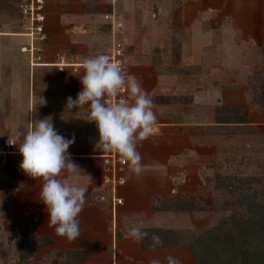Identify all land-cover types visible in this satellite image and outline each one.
<instances>
[{
	"label": "crops",
	"instance_id": "0c3cea01",
	"mask_svg": "<svg viewBox=\"0 0 264 264\" xmlns=\"http://www.w3.org/2000/svg\"><path fill=\"white\" fill-rule=\"evenodd\" d=\"M131 2H136L143 19L150 9L145 8L143 0L142 3L140 0ZM154 7L159 19L144 23L143 27L148 28L153 42L161 43L158 47L161 59L179 60L171 66L160 67V74L151 88L157 123L150 138L161 139L163 151L147 154L146 157L154 158L147 159L137 149L141 156V173L133 174L128 164L124 173L125 181L130 183L125 192L130 196L126 201L128 207L126 205L125 209L122 194H117L123 203L112 209L111 194L102 183L100 167V175L97 172L95 154L98 150L95 149L98 140L95 139L99 133L96 124L83 119L86 108L78 112L65 109L67 97L75 98L82 89L83 60L91 56H81L74 61L82 64L76 73H61L50 65H33L32 62L54 58L57 47H52L51 42L22 35L17 0H0V145L6 138L14 141L10 148L13 151L0 157V170L4 183L13 186L11 200L15 195L18 198L32 195L35 188L28 185L23 191L22 183L43 184L42 179H32L20 169L22 156L18 147L31 129V121L49 117L60 135L74 139L68 152L78 168L75 172L65 170L60 178L85 187L87 204L101 201L107 208L103 211L85 203L78 217L105 214L106 228L111 232L109 244L114 264H150L153 259L167 264L169 256L181 264L193 262L184 247L164 245L167 240L163 237L160 238L162 245L155 249L150 247L155 230L168 229L166 227H172V223L185 224L186 217L177 219L179 213L173 210L149 212L137 206L145 204L141 192H148L147 189L139 191L140 183L149 184V196L157 199L163 198V192L168 191L161 192L160 183H173L177 173L176 179L183 176L181 183L203 182L200 172L205 165L217 171L222 164L236 162L246 163L253 170L259 167L264 170V100L260 99L264 88V57H261L264 0H181L179 3L159 0ZM89 21L86 14L78 15L69 9L60 12L57 22L68 33V44H75L83 35H74L71 29L80 25L88 27ZM119 32L120 29V35ZM107 37L111 39L110 30ZM105 47L106 44L98 54H102ZM126 55L125 46V65ZM99 177L101 183L94 184ZM152 183H157L159 188L153 189L155 184L150 185ZM178 187L174 193L181 189ZM129 202L137 204L136 207ZM135 222L146 223L148 226L143 231L150 236L139 242L126 238V225ZM90 233L94 236L92 240L100 235ZM118 234L120 239H116ZM108 239L102 236L99 245Z\"/></svg>",
	"mask_w": 264,
	"mask_h": 264
},
{
	"label": "rangeland",
	"instance_id": "374dc122",
	"mask_svg": "<svg viewBox=\"0 0 264 264\" xmlns=\"http://www.w3.org/2000/svg\"><path fill=\"white\" fill-rule=\"evenodd\" d=\"M131 1L45 0L44 25L40 32L33 31L32 36L34 38L43 33L44 38L39 39V41L45 40V42H51L52 47H57L54 49V58L46 59L48 60L47 62L58 61L57 54L65 55L69 61H78L81 56L92 57L98 55V52H102V48L110 41L107 33L111 28L112 22L121 23L122 25L119 28L120 35L118 37L126 46V72L134 75L141 83L143 89L152 97L151 88L154 85L156 76L160 74V67L162 68L164 64L171 66L179 60L161 59V53L158 49L161 43L153 42L147 33L148 28L143 27L145 26L144 23L159 19L158 10L154 7L155 4H158L159 0H155L156 2L154 0H143L145 8L150 9L143 16V19L140 17L136 2L133 3ZM180 1L174 0L176 3ZM68 3L73 6L68 5ZM69 9L75 11L78 15L86 14L90 18V25L88 27L79 26L77 22L76 25L79 27L71 29L74 35H83V37H78V42L75 44H68V33L65 28L58 26L57 22L60 12H67ZM155 13L157 14L155 15ZM175 13L178 14V10ZM20 19L22 23L25 22L22 20V17ZM23 32H25L24 28ZM90 38L92 41H90ZM154 51L158 54H155ZM262 56L264 57V49L261 54ZM68 71V73H76L72 72L71 69H68ZM96 140H99L98 135ZM137 149L141 154L143 153V157L154 159L153 157H146V155L163 151V143L161 139L150 138L140 142L137 145ZM95 150L99 152L100 149L96 148ZM97 159V172L100 175V171H98L100 159ZM242 161L244 160L242 159ZM235 163L222 164L220 170L217 171L205 165L203 171L200 172L203 175V182L201 183H181L180 181L183 180V176L181 175L182 179H176L177 173L173 176V183H160L162 185L160 188L161 192L165 189L168 190L165 193L163 192L165 195L163 198L151 199V196H149L151 194L149 184L140 183L137 186L140 188L139 191L148 190L147 193L141 192L144 195V197H141L144 198L145 204L137 205L129 203L133 207H136V205L142 206L141 208L149 212L159 210V208L164 206H178L176 210H173L175 208L172 207L166 210L178 212L177 219L180 216L182 218L185 216L184 220L186 223H179L180 225L172 223V227H166L168 229L162 230L159 238L163 235L166 239H172L176 242V248L184 247L183 250L190 254L188 245L201 233L207 230H214L225 218L247 215L246 206L238 202L240 198L254 194L256 200H264V170H261L260 167L257 170H253L246 163ZM4 180L5 178H2V170H0V264H114L113 256L111 257L110 254L112 247L109 244L111 232L109 227L106 228L108 220L105 214L98 213V215H95V213H92L91 217H87L84 214V217H80V219L78 217L80 235L77 239L70 242L64 237L57 236L54 227L48 226L47 209L40 201L42 186H39L38 183L37 185L36 183H22L23 191L28 188V185L35 188L31 192L32 195H21L20 198H18V195H15L14 197L12 196V201L11 191L13 186L11 183H4ZM99 183H101L100 177L94 184ZM153 184H155L153 189L159 188L157 187V183L150 185ZM129 186L130 183L126 180L119 186L117 191L119 196L122 194L121 196L125 198V209L126 205L128 207L126 201L130 197L125 192L129 189ZM177 186L181 187V189L174 193ZM147 199L148 201H146ZM174 199H177L179 202L173 204L172 200ZM85 203L87 204V202ZM87 205L101 208L103 211L107 209L101 201L92 204L88 203ZM182 218L179 219V222ZM87 220L89 222H86ZM99 220L101 221L99 222ZM227 226H229V223H227ZM90 231H93L95 234L97 232L100 233V235L98 234L99 236L95 235L96 241L92 240L94 236H92ZM25 234L27 249L24 251L23 256H21L19 241L21 236ZM102 236L107 239L109 236V239L100 246L99 240ZM120 238L118 234V238L116 237V239ZM117 243L118 247H120L121 241ZM129 245L132 246L131 244ZM122 259L116 261L121 262ZM128 259L131 260L130 257ZM138 264L145 263L139 262Z\"/></svg>",
	"mask_w": 264,
	"mask_h": 264
},
{
	"label": "clouds",
	"instance_id": "9594fccd",
	"mask_svg": "<svg viewBox=\"0 0 264 264\" xmlns=\"http://www.w3.org/2000/svg\"><path fill=\"white\" fill-rule=\"evenodd\" d=\"M83 69L82 89L75 98L67 97L65 109L78 112L86 108L83 119L94 121L99 133L96 147L117 152L130 171L139 175L142 163L137 145L153 135L157 123L150 94L134 75L127 74L105 54L86 57ZM122 93H127V99L109 102V98H117ZM30 123L31 129L18 147L22 156L19 167L30 178L43 181L40 201L47 209L48 226L54 227L57 236L74 241L80 235L78 216L85 205L87 189L60 178L65 170L75 172L78 168L68 152L74 139L60 135L49 117ZM147 226L144 222L129 223L126 238L143 240L148 235L143 231ZM151 240L152 249L163 243L155 234ZM166 260L167 264H181L172 256ZM150 264L160 262L153 259Z\"/></svg>",
	"mask_w": 264,
	"mask_h": 264
},
{
	"label": "trees",
	"instance_id": "16d2710c",
	"mask_svg": "<svg viewBox=\"0 0 264 264\" xmlns=\"http://www.w3.org/2000/svg\"><path fill=\"white\" fill-rule=\"evenodd\" d=\"M260 99L264 100V88ZM172 202L176 204L179 201L174 199ZM238 202L246 206L247 215L225 218L214 230L197 236L188 245L189 253L194 258L191 264H264V200H256L253 194L240 198ZM170 207L175 208L173 210L178 208L164 206L159 210ZM161 232L155 230V235ZM162 237L167 240L164 245L176 244L172 239ZM19 249L23 256L27 249L26 234L20 238Z\"/></svg>",
	"mask_w": 264,
	"mask_h": 264
},
{
	"label": "built area",
	"instance_id": "2783aa9c",
	"mask_svg": "<svg viewBox=\"0 0 264 264\" xmlns=\"http://www.w3.org/2000/svg\"><path fill=\"white\" fill-rule=\"evenodd\" d=\"M18 9L20 11L23 22L22 26L25 29L23 34H28L27 36H32L33 31L40 32L44 22H45V12H44V2L45 0H17ZM26 23V24H25ZM122 24L112 22L111 24V39L106 45L102 54L109 56L110 60L120 65L124 70L125 65V44L118 37V29ZM44 34L34 37V39H41ZM58 61L52 62L53 67H55L59 72L66 73L68 69L72 71H77L78 65L76 62L69 61L65 55L57 54ZM119 99H127V93H122L117 98H109V102H117ZM99 138V135H98ZM11 141L12 144L9 143ZM14 145V141L10 138H6L2 141L0 145V155L4 157L6 154L12 152L10 148ZM95 155L100 159V171L102 183L111 194V205L112 209L121 205L123 200L121 197L117 196V191L120 185L125 182L124 171L127 163L122 159V157L115 151H101L97 152Z\"/></svg>",
	"mask_w": 264,
	"mask_h": 264
},
{
	"label": "bare ground",
	"instance_id": "6f19581e",
	"mask_svg": "<svg viewBox=\"0 0 264 264\" xmlns=\"http://www.w3.org/2000/svg\"><path fill=\"white\" fill-rule=\"evenodd\" d=\"M22 35H28L27 33L26 34H22ZM32 64L33 65H50V66H53V65H55V64H53L52 62H46V61H42V62H32ZM75 65H78V66H80V65H82L81 63H79V62H76L75 63ZM98 156V155H97Z\"/></svg>",
	"mask_w": 264,
	"mask_h": 264
}]
</instances>
